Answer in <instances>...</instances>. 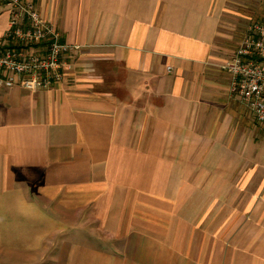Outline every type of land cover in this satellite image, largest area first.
Instances as JSON below:
<instances>
[{
  "label": "crops",
  "instance_id": "obj_1",
  "mask_svg": "<svg viewBox=\"0 0 264 264\" xmlns=\"http://www.w3.org/2000/svg\"><path fill=\"white\" fill-rule=\"evenodd\" d=\"M24 1L72 48L0 86V264H264V128L219 67L264 0Z\"/></svg>",
  "mask_w": 264,
  "mask_h": 264
},
{
  "label": "built area",
  "instance_id": "obj_2",
  "mask_svg": "<svg viewBox=\"0 0 264 264\" xmlns=\"http://www.w3.org/2000/svg\"><path fill=\"white\" fill-rule=\"evenodd\" d=\"M10 10L0 37V86L17 85L37 92L63 78L66 53L72 46L60 40L55 25L42 18L31 1L0 0ZM219 67L230 75V91L264 128V23L253 22L230 59Z\"/></svg>",
  "mask_w": 264,
  "mask_h": 264
},
{
  "label": "rangeland",
  "instance_id": "obj_3",
  "mask_svg": "<svg viewBox=\"0 0 264 264\" xmlns=\"http://www.w3.org/2000/svg\"><path fill=\"white\" fill-rule=\"evenodd\" d=\"M1 9H2V8H1ZM4 22H5V16L2 15V16L0 17V37L3 35V32H4V31H3V30H4V29H3V24H4ZM253 22H262V21H261V20H251V21H247L246 24H245V26H244L245 29H246L251 23H253ZM262 23H264V21H263ZM244 33H245V32L241 33L240 36H239V38L242 39V37L244 36V35H243ZM241 36H242V37H241ZM241 39H240V40H241Z\"/></svg>",
  "mask_w": 264,
  "mask_h": 264
},
{
  "label": "trees",
  "instance_id": "obj_4",
  "mask_svg": "<svg viewBox=\"0 0 264 264\" xmlns=\"http://www.w3.org/2000/svg\"><path fill=\"white\" fill-rule=\"evenodd\" d=\"M11 45H14L12 41H9L8 42V45H3V46H0V51L6 49L8 46H11Z\"/></svg>",
  "mask_w": 264,
  "mask_h": 264
}]
</instances>
